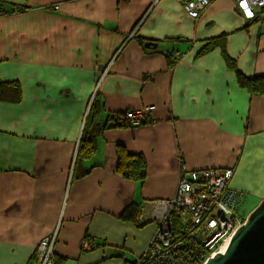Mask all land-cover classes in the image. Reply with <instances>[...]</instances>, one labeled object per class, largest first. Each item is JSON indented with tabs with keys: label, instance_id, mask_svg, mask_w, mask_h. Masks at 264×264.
<instances>
[{
	"label": "crops",
	"instance_id": "obj_1",
	"mask_svg": "<svg viewBox=\"0 0 264 264\" xmlns=\"http://www.w3.org/2000/svg\"><path fill=\"white\" fill-rule=\"evenodd\" d=\"M220 34L242 74L264 73V11L246 19L233 0L195 18L176 0H0V79L22 92L0 101V264H32L55 231L57 264H125L153 235L152 203L173 197L180 164L232 168L230 185L259 203L264 94L239 85L220 47L199 53ZM93 101L100 126L151 109L137 125L100 128L76 170ZM132 154L142 180L118 170ZM129 206L135 221L122 214Z\"/></svg>",
	"mask_w": 264,
	"mask_h": 264
},
{
	"label": "built area",
	"instance_id": "obj_2",
	"mask_svg": "<svg viewBox=\"0 0 264 264\" xmlns=\"http://www.w3.org/2000/svg\"><path fill=\"white\" fill-rule=\"evenodd\" d=\"M192 18L213 0H176ZM236 10L253 19L264 11V0H233ZM151 105L129 109L123 115L127 125L146 120ZM232 168L189 169L180 164L173 197L155 200L149 220L156 229L146 248L126 264H204L216 253L224 252L236 230L248 215L238 212L244 191L230 185ZM177 219L180 223L175 222ZM56 231L42 238L35 248L32 264H55ZM81 246L89 248L85 240Z\"/></svg>",
	"mask_w": 264,
	"mask_h": 264
},
{
	"label": "trees",
	"instance_id": "obj_3",
	"mask_svg": "<svg viewBox=\"0 0 264 264\" xmlns=\"http://www.w3.org/2000/svg\"><path fill=\"white\" fill-rule=\"evenodd\" d=\"M255 19V17L253 18ZM136 37V40H138L140 43H146L150 41L144 40L142 36L134 35ZM220 47L221 53L223 58L225 59L226 63L232 67L236 73V77L238 80V83L241 87L246 88L251 94L254 95H261L264 94V73L263 74H257L253 76H245L242 74L235 65V60L228 56L225 50V34H220L214 37L209 38L206 41L205 46L200 50L199 53H203L206 51H209L215 47ZM22 98V92H21V86L18 80L12 79V80H3L0 79V101H8V102H19ZM94 107L95 102L93 101L91 103V108L88 111V114L86 115L84 127L82 130V134L80 137V141L78 144V148L75 155V164H76V170L81 164V161L84 158H89L94 151V137L97 131L100 128H103L106 125H124L123 121V115H117V119H114L115 122L111 123H105L103 126H100L99 123L94 122ZM127 125V124H126ZM75 172L73 173L76 176H83L85 175L86 171L83 172ZM118 170L120 173L128 178H137L142 180L145 174V166H144V160L141 155L138 154H132L128 159L122 158L119 160L118 164ZM245 195V192H244ZM136 209L133 206H129L124 209L123 216L128 220H136L135 214ZM176 224L180 223L177 219H175ZM130 262L129 260L125 261V264ZM55 264H57L55 262Z\"/></svg>",
	"mask_w": 264,
	"mask_h": 264
},
{
	"label": "water",
	"instance_id": "obj_4",
	"mask_svg": "<svg viewBox=\"0 0 264 264\" xmlns=\"http://www.w3.org/2000/svg\"><path fill=\"white\" fill-rule=\"evenodd\" d=\"M144 46L156 44L146 42ZM204 264H264V197L232 235L224 252L216 253Z\"/></svg>",
	"mask_w": 264,
	"mask_h": 264
},
{
	"label": "rangeland",
	"instance_id": "obj_5",
	"mask_svg": "<svg viewBox=\"0 0 264 264\" xmlns=\"http://www.w3.org/2000/svg\"><path fill=\"white\" fill-rule=\"evenodd\" d=\"M258 196L257 195H255V193L254 192H252V191H249V192H247V193H245V195H244V197H243V199H242V201L240 202V204H239V207H238V214L241 216V217H244V215H246L248 212H250L251 210H252V208L253 207H256L259 203H257L258 202ZM261 201V200H260ZM259 201V202H260ZM249 214V213H248ZM82 240H84V239H82ZM86 242H88L89 244H90V247L89 248H84L83 247V249H90L91 247H93L94 245L91 243V242H89V241H87V240H85ZM148 244V243H147ZM147 246V245H146ZM146 248V247H145ZM144 248V249H145ZM143 249V250H144ZM142 252V251H141ZM136 256V255H135ZM134 256V257H135Z\"/></svg>",
	"mask_w": 264,
	"mask_h": 264
}]
</instances>
